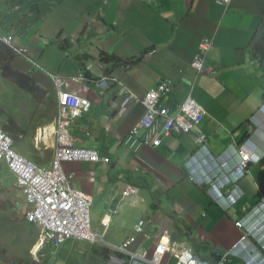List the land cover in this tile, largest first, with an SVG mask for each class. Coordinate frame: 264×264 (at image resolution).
Instances as JSON below:
<instances>
[{
	"label": "crops",
	"instance_id": "obj_1",
	"mask_svg": "<svg viewBox=\"0 0 264 264\" xmlns=\"http://www.w3.org/2000/svg\"><path fill=\"white\" fill-rule=\"evenodd\" d=\"M34 2L36 12H32ZM0 11V36H14L17 45L29 49V59L14 56L13 70L30 73L46 91L44 99L34 100L0 71L1 84L7 91L14 90L15 97L22 95L24 103H33L34 117L40 123L37 127L33 124L35 133L26 138L34 160L43 167H48L51 160L52 125L39 127L51 124L57 109L50 75L70 82L86 63L101 62L102 53L120 60L104 63L107 73L121 85L111 86L103 95L93 83H88V89L85 84L69 85V90L92 102L89 112L71 127L75 145L95 149L110 160L108 164L75 162L63 166L66 174H73V187L92 198V231L107 243L120 245L133 226L145 220L153 242L161 237L184 243L200 259L211 260L234 248V254L228 255L229 264H244L258 249L257 242L252 236L247 242L241 241L245 230L234 223L264 200V157L225 191L229 194L224 203H230L229 198L236 200L226 210L215 203L204 186L191 181L185 164L197 150L200 135L207 138L214 159L220 157L234 164L233 148L241 145L246 122L264 104V77L251 53L264 32V0H233L226 10L214 0H0ZM203 39L212 42L205 67L213 74L197 76L190 64ZM5 49L10 56L6 45ZM20 62L29 67H21ZM31 64L42 72H34ZM164 80L171 81L173 88L160 104L169 108L170 114L175 115L190 94L206 115L189 133L166 137L157 148L145 147L133 153L121 142L139 120L143 107L129 104L123 88L142 98ZM2 97L7 100L5 94ZM122 106L127 110L118 117ZM47 108L52 110L50 121L39 112ZM4 109L14 115L15 108ZM258 148L263 150L264 143L259 142ZM48 149L49 160L44 162L41 154L46 155ZM3 171L6 169L1 165ZM128 185L138 190L136 196L124 197ZM0 192L4 197L0 205L1 252L9 253L0 259L12 256L15 264L19 259L23 264L29 244L37 242L38 228L25 221L24 197L11 174L2 179ZM168 218L182 223L179 231ZM253 222L249 220L250 226ZM153 242L139 241L150 250ZM17 245L19 254L10 253ZM45 249L50 246H44L40 258L43 264H50V253ZM65 250L68 255L62 254L66 258L85 257V264L107 261L108 254L102 256L85 242H66L59 248ZM31 252L36 256L34 249Z\"/></svg>",
	"mask_w": 264,
	"mask_h": 264
},
{
	"label": "built area",
	"instance_id": "obj_2",
	"mask_svg": "<svg viewBox=\"0 0 264 264\" xmlns=\"http://www.w3.org/2000/svg\"><path fill=\"white\" fill-rule=\"evenodd\" d=\"M208 47V44H204L202 49L207 50ZM193 67L199 72L202 71V55L196 56ZM90 69L91 67L88 66L87 70ZM100 69L101 67L98 71H91L95 75H99L98 85L99 88L103 89L115 82V79L102 76L99 74ZM79 80H82V77ZM54 83L58 91H62L66 86L65 81L59 77L54 78ZM169 91L170 84L164 82L150 89L143 99L136 97L131 92H126L128 101L140 103L144 107L139 123L130 130L124 140V144L128 148L139 151L145 146L158 147L163 138L172 134L187 132L201 122L205 112L191 97L185 100L179 113L174 117L169 114L167 108L161 107L159 100ZM59 105V117L55 130L56 145L50 168H40L15 153L11 149V138L2 130H0V163H4L14 175L17 187L25 194L30 206L27 211V219L41 228L45 241L59 244L72 238L96 242L98 238L90 229L88 198L82 193L72 190L68 183H64L65 178L61 169L63 162L88 157V151L74 146L68 133L71 121L68 118L78 116L82 111H87L90 103L87 98H81L65 91L60 93ZM124 111L125 108H121L119 114L122 115ZM203 141L204 137H201L199 142ZM245 149L242 148L239 151L238 166L241 170L245 169L251 160V156ZM89 159L96 160L97 156L92 153ZM102 160L107 161L106 159ZM192 161L196 162L194 156L189 160L187 166L194 172ZM202 172L207 175L205 171L202 170ZM130 192V188L126 187L125 195ZM236 226L241 227L242 223L237 222ZM135 236H141L142 242L151 240L149 233L146 232L144 222H139L133 228V235L127 237L121 246H110V249L119 253L121 257L111 256L109 264H203L183 243L177 244L161 239L150 250L141 243H137ZM134 246H136L135 249H133ZM138 248H141L139 252ZM219 264H224V259Z\"/></svg>",
	"mask_w": 264,
	"mask_h": 264
},
{
	"label": "clouds",
	"instance_id": "obj_3",
	"mask_svg": "<svg viewBox=\"0 0 264 264\" xmlns=\"http://www.w3.org/2000/svg\"><path fill=\"white\" fill-rule=\"evenodd\" d=\"M233 0H227V1H224V0H214V3L216 5H219V6H222L225 10L231 5ZM36 4L37 6V3L34 2L33 5H32V9H33V6ZM37 8V7H36ZM38 13V12H37ZM36 13V14H37ZM35 14V13H34ZM263 34V33H262ZM261 34V35H262ZM1 35V34H0ZM0 42L3 43L4 45H6L11 54L13 55V60H14V56L16 55H19V56H22L26 59H29V49L27 47H23L21 45H17L18 43V39L14 36H4V37H1L0 36ZM204 44H208L209 47L207 48V50H203L202 49V46ZM212 47V42L211 40H208V39H203L199 46H198V51L194 54L193 56V59H192V62H191V68L195 71L196 75L197 76H200V75H203V74H209V75H212L213 72L210 70V69H207L205 67V60H206V56H207V52L209 51V49ZM198 55H202L203 57V67H202V71H197L194 67H193V63L195 61V58L196 56ZM255 59V62L259 65V61L258 59L254 58ZM12 60V62H13ZM11 62V63H12ZM10 63V65H11ZM90 66L91 69L90 70H87V67ZM99 67H101L100 71H99V74H101L102 76H105V77H109V78H113L115 79V77L109 75L107 73V70L105 68V65L104 63L101 61L97 64H92V63H86L83 67V69L79 72V75L77 77H72L70 78V82L69 81H66L65 78L61 77V76H57V75H50V78L52 80V83H53V87H54V90H55V93L57 94V109H56V116L54 117V123H53V126H52V132H51V136H52V139H53V149H52V153H51V160L49 162V166L48 167H43L42 165L38 164L37 162H33L32 160L24 157L21 153H18L17 151L14 150V148H16V143L14 141V138L13 136L8 133L7 131H5L3 129V126L0 124V130H2L5 134H7L11 140H12V145H11V149L21 155L22 157L26 158L28 161L34 163L36 166L40 167V168H45V169H48L50 168V165H51V162L53 160V157H54V152H55V142H56V123L58 121V117H59V110H60V105H59V98H60V93L62 92H69V93H72V94H75V95H78L80 96L81 98H87L81 94H78V93H75L71 90H69V85L70 83H73V84H85L84 85V88L88 89L90 86L88 85V83H93L94 85L97 86L98 90H99V93L101 95H103L111 86L113 85H121L117 79H115V82L113 83H110L108 87L106 88H99V85H98V82L100 81V77L99 75H95L94 73H92L91 70H95V71H98ZM260 67V65H259ZM12 68V66H11ZM13 69V68H12ZM23 74H29L30 73H23ZM31 76V75H30ZM89 76V77H87ZM32 77V76H31ZM55 77H59L61 78L62 80L65 81L66 83V86L62 89V91H58L56 86H55V83H54V78ZM82 77V80H79L80 78ZM33 79V77H32ZM76 80V81H75ZM35 81V80H34ZM36 82V81H35ZM164 82H167L170 84V91L168 93H166L165 95L169 94L172 90V83L171 81L169 80H164L160 83H158L155 87H157L159 84H162ZM37 84V83H36ZM38 85V84H37ZM16 86V85H15ZM39 86V85H38ZM17 87V86H16ZM154 87V88H155ZM18 88V87H17ZM19 90H21L20 88H18ZM124 89V97L126 98V101L129 103V104H134L135 102H131V101H128L127 100V94L126 92H130L129 90ZM150 89H153V88H150ZM149 89V90H150ZM148 90V91H149ZM22 91V90H21ZM147 91V92H148ZM146 92V93H147ZM132 93V92H131ZM27 94V93H25ZM133 94V93H132ZM28 95V94H27ZM135 95V94H134ZM146 95V94H145ZM145 95L140 98L138 96V98L140 99H143L145 97ZM163 95V96H165ZM30 96V95H29ZM46 96V94H45ZM44 96V98H45ZM162 96V97H163ZM161 97V98H162ZM188 97H191L190 94L187 95V97L185 98V100L188 98ZM43 98V99H44ZM160 98V100H161ZM192 98V97H191ZM88 99V98H87ZM193 99V98H192ZM89 100V107H88V110L87 111H82L78 116H75V117H70L68 118L70 121V125L68 127V133L71 137V139L73 140V143H74V146L78 149H82V150H85V151H88V157L86 159H79V160H76V161H66V162H63L61 164V169H62V173H63V176H64V183H68L69 187L74 190V191H78L80 193H82L84 196H86L88 199V209H89V217H90V225H91V207H92V198L89 194H87L86 192H84L83 190H79V189H76L73 187L72 185V178H73V174H66L64 169H63V166L64 164L66 163H75V162H84V163H88V164H97L98 162H102L103 164H108L110 162L109 158L107 157H104V156H101L98 151H96L95 149H92V148H82V147H78L75 145V140L71 134V127L74 125L75 122H77V120L79 118H81L82 116H84L85 114H87L91 108V105H92V102L90 99ZM160 100H159V105L161 106L160 104ZM184 100V102H185ZM196 103H198L195 99H193ZM183 102V103H184ZM182 103V104H183ZM136 104H140V103H136ZM199 104V103H198ZM142 105V104H141ZM200 105V104H199ZM201 106V105H200ZM143 107V106H142ZM163 107V106H161ZM181 107V106H180ZM180 107L178 109V112L175 114V115H172L170 114V109L167 108V107H163V108H167L169 110V114L174 117L176 116L178 113H179V110H180ZM202 107V106H201ZM121 108H125V111L122 115L119 114V111ZM203 108V107H202ZM117 115L118 117H122L126 110H127V107L126 106H122L120 107ZM204 112H205V115H206V111L205 109L203 108ZM143 112H144V107H143ZM142 112V114H143ZM141 114V116H142ZM205 115L203 116V119L205 117ZM140 116V117H141ZM203 119L201 120V122H203ZM140 120V118H139ZM139 120L137 121L136 124H134L130 130L139 123ZM7 121V119H6ZM200 122V123H201ZM199 123V124H200ZM199 124L195 125L194 127L198 126ZM193 127V128H194ZM193 128L191 130H193ZM245 129H246V134H247V138L241 142V145L238 146V147H234L233 150H234V154H235V157H236V162L234 164H232L230 161H227V160H222L220 157L219 159H214L213 156L211 155V153L208 151V148H207V138L205 136H202L200 135L197 139H196V145L198 146L197 150L191 154V156L187 159L186 161V164H185V167L187 168L188 170V176L189 178L191 179V181H193L195 184L199 185V186H204L206 188V191L211 194V198L215 201V203H218L220 205V207L223 209V210H226L228 208V206H231L233 205L236 200L233 202L230 200L229 198V201L230 203H224L227 198H228V195L229 193H225L228 192V189L232 186L233 183H235L240 177H242L245 173L248 172V169L251 165H254V164H257L259 163L262 158L264 157V149L261 150L258 148V145H259V142H263L264 143V104L255 112V114H253L249 120L247 121V123L245 124ZM130 130L127 132L126 136L124 137V139L122 140V144L128 148L125 144H124V140L125 138L128 136ZM191 130L187 131V132H183V133H180V134H172L170 136H179V135H183V134H186V133H189ZM24 131V130H23ZM168 136V137H170ZM201 137H204V141L203 142H199V139ZM166 138V137H165ZM164 139V138H163ZM163 139H162V142H163ZM161 142V144H162ZM160 144V145H161ZM159 145V146H160ZM158 146V147H159ZM146 147V146H145ZM143 147V148H145ZM143 148H141L139 151H141ZM147 148H157V147H147ZM242 148H246V152L251 156V160L250 162L248 163L247 167L243 170H241L238 166V162L240 161V155H239V151L242 149ZM129 150H131V152L133 153H138L139 151H135L134 149H130L128 148ZM51 152V151H50ZM92 153H95V155L97 156V159L96 160H91L89 159V157L91 156ZM34 154V153H32ZM195 157L196 159V162H193V165H194V172L193 170L187 166V163L189 162V160L192 158V157ZM102 159H106L107 161H103ZM219 161L223 162V164H220ZM1 165L4 166V169H6V171L11 174V172L6 168V166L4 165V163H0V178H1ZM203 171H205L207 173V175H204L203 174ZM14 178V182L16 184V180H15V177L13 174H11ZM207 178H209L207 180ZM1 183H2V178H1ZM0 183V185H1ZM17 187V185H16ZM126 187H129L131 192L128 194V195H125V191H126ZM125 189H124V197H128V196H136V192L138 191L136 188L128 185L126 186ZM18 188V187H17ZM18 190L21 192V194L23 195L24 197V201H25V207H26V211L24 213V219L25 221L30 224L31 226H34L36 228H38L39 230V238H38V241H37V244L36 245H39L40 248L43 247L45 245H48L50 246L51 249L53 250H59V248L65 244L66 242H69V241H80V242H85L91 246H93V248H96L101 254L102 256L108 254L107 256V261H106V264H109V260H110V257L111 256H119L121 257V255L117 252H114L112 249H110V246H114V247H119L121 246V244L125 241V239L129 236H132L133 235V229H132V233L130 235H128L124 241L120 244V245H112V244H109L107 243L103 236L98 234V233H95L92 231V227H90L91 229V232L97 236L98 238V241L96 242H89V241H83V240H78V239H67V240H64L62 243H53V242H50V241H45L44 239V236H43V233L41 232V228L38 226V225H35L31 222H29V220L27 219V211L28 209L30 208V206L28 205L27 203V200L25 198V194L22 192V190H20L18 188ZM225 200V201H224ZM254 220L253 222V226H250L249 224V220ZM144 222L145 223V229H146V232L149 233L150 237H151V240L153 242V237H152V234L150 233L149 231V224L147 221L145 220H140L139 222ZM137 222L133 228L139 223ZM237 222H240L242 223V226L241 227H238L236 226V223ZM234 225L237 227V228H240V229H243L245 230L244 234L242 235L241 237V241L243 242H247L248 241V237L249 236H252L255 238L256 240V244H257V247L258 249L256 251H254V253L252 254V256L248 257L247 260H244L243 263L244 264H264V200H262L261 202H259L256 206L253 207V209L248 212L246 214V216L242 217L240 220L236 221L234 223ZM137 238V243H139L140 240H142V237L141 236H135ZM262 237V238H261ZM244 238V239H243ZM164 240V241H170L168 239H165V238H158V239H154V242H153V247L154 245L156 244V242H158L159 240ZM170 242H173V241H170ZM176 243V242H175ZM182 244V243H181ZM184 244V243H183ZM36 245L33 247V249L36 247ZM185 245V244H184ZM152 247V249H153ZM185 247L187 249H189L192 254L195 256V258L197 260H199L201 263L203 264H219L222 259H224V264H229V260H228V255L229 254H234V248L229 250V251H226L225 253H223L220 257H216L215 260H210V261H204L202 259H200L195 253L194 251L187 245H185ZM39 248V249H40ZM136 246H134L133 249H135ZM37 251V250H36ZM140 250H138L139 252ZM240 256V255H239ZM171 264V263H169Z\"/></svg>",
	"mask_w": 264,
	"mask_h": 264
},
{
	"label": "rangeland",
	"instance_id": "obj_4",
	"mask_svg": "<svg viewBox=\"0 0 264 264\" xmlns=\"http://www.w3.org/2000/svg\"><path fill=\"white\" fill-rule=\"evenodd\" d=\"M20 63H21V67H23V68L24 67L25 68L29 67L28 63H25V62H20ZM31 69L34 70V72L35 71L42 72L41 70H38L37 67L33 66V64H31ZM8 92L9 91H7L6 86L1 84V78H0V124L2 126H7L6 119H8V118H11L14 121L15 125L19 128L18 138L16 139V146L17 147L14 148V150L17 151L18 153H21L24 157H26V158H28V159H30V160H32L33 162L36 163V161L34 160V156L32 155V153H33L32 152V147H28L30 145H28L26 135H28V138H30V137H32V135H34V133H35L34 129H35V127H37V124L40 123V120L37 117H34V111H33V108H32L33 103H31V102H29V103L25 102L24 103V99L22 98V95L20 97H15L14 96L15 95V91L14 90H13V92H9V93ZM4 94H5V98L7 100H5L4 97H2V96H4ZM45 103H47V102H45ZM5 107L15 108L14 115L10 114L8 110H5L4 109ZM39 112H40V116L43 115L44 118L46 117L47 121H50L52 119V110L48 111V108H47L45 110H40ZM53 123H54V120H53V122L51 124H48V125H45V126H40L39 128L48 127V126H51V125L53 126ZM33 124H36V126L33 127ZM29 131H31V132H29ZM23 146H24V148L25 147H28V148L26 150H22L23 148H19V147H23ZM49 153H50V150L48 149L46 151V155L41 154V158H42V160L44 162L46 160L47 161L49 160V158H48L49 157ZM8 176H9V174L7 173V171L1 172V178L2 179H4L5 177H8ZM1 192H0V205L2 206L1 202H3L4 197L1 195ZM160 211H161V213L164 212L163 210H160ZM204 212H206V210ZM23 217H24V214H23ZM168 219L171 221L172 227L175 228V231H179L180 230V225L182 223L179 222V221L177 222L174 219H170V218H168ZM7 222H10L9 224L10 225L12 224V226L15 225V223H13L9 219L7 220ZM36 232H37V237H36L37 240L36 241H38L39 230L36 229ZM36 244H37V242H35L33 245H32V243L29 244L28 250H27V258H24L25 260H22L23 264H43L42 263V258H40V254L43 252V247H41L40 249H38L36 251V256L32 255L31 251L33 250V247ZM1 246H3V244H0V257L8 255L9 253L7 251H5V255H2ZM15 249H16L15 251H10V253L19 254V252H20L19 251V249H20L19 245H17L15 247ZM77 251H78V248H77ZM44 252L50 253L49 257H48V262L50 264H79L80 259H81V264H85L84 263L85 257L74 258V257L70 256V257L66 258L64 254L68 255V251L67 250L59 251V250H53V249L50 248V249H45ZM62 253H64V254H62ZM11 257L12 256H9L8 260L0 259V264H15V261L14 262L11 261ZM17 258H19V255H17ZM201 259L205 260V261H210L211 260V258H209V259L201 258ZM16 264H21V259H19V262L17 261Z\"/></svg>",
	"mask_w": 264,
	"mask_h": 264
},
{
	"label": "trees",
	"instance_id": "obj_5",
	"mask_svg": "<svg viewBox=\"0 0 264 264\" xmlns=\"http://www.w3.org/2000/svg\"><path fill=\"white\" fill-rule=\"evenodd\" d=\"M36 7L37 6L35 4L33 6L32 12H36L37 10ZM64 42L66 43V40ZM251 53L253 54L254 58L258 59L261 73H262V76L264 77V32L255 42L253 48L251 49ZM8 54H9V51L6 50L5 45L0 42V71H2V75L4 77H10L11 81L18 88H20L23 92L30 95L34 100H37V101L42 100L46 94V91L43 90L40 86H38L36 82L34 81V79H32V77L29 74L15 72L11 68V65H10L11 61L13 60V55L11 54L10 56H8ZM99 58L103 63H109L111 61H114V62L120 61L115 56H110L105 53H102L99 56ZM262 97H263V102H264V93ZM6 123H7V126H3V129L13 136L14 141L16 143V139L18 138V134H19V128L15 125L14 121L11 118H8ZM243 137L244 139L242 141H244L247 138V134L245 133V136ZM213 259H216V258H213Z\"/></svg>",
	"mask_w": 264,
	"mask_h": 264
},
{
	"label": "bare ground",
	"instance_id": "obj_6",
	"mask_svg": "<svg viewBox=\"0 0 264 264\" xmlns=\"http://www.w3.org/2000/svg\"><path fill=\"white\" fill-rule=\"evenodd\" d=\"M40 248V246L39 245H36V247L34 248V252L36 251V250H38Z\"/></svg>",
	"mask_w": 264,
	"mask_h": 264
}]
</instances>
